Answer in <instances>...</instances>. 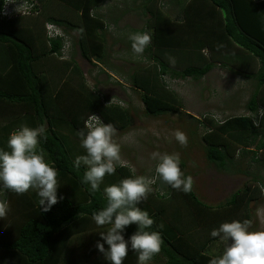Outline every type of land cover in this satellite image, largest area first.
<instances>
[{
  "label": "trees",
  "instance_id": "16d2710c",
  "mask_svg": "<svg viewBox=\"0 0 264 264\" xmlns=\"http://www.w3.org/2000/svg\"><path fill=\"white\" fill-rule=\"evenodd\" d=\"M34 1L29 15L6 19L0 13V147L22 123L43 125L46 136L40 146L58 170V203L44 212L31 190L5 192L11 210L0 219V264H109L95 247L107 226L97 227L92 214L106 206L105 187L143 175L121 163L93 193L81 183L85 167L74 163L84 154L78 133L86 130L91 115L117 132L131 123L128 107L103 99L75 61L79 55L101 73L100 65L108 66L107 29L94 15L104 0ZM173 7L182 14L179 22L165 12ZM138 8L147 17L140 31H150L152 42L142 56L145 64L134 68L128 82L141 94L144 112L153 117L182 114L180 98L166 77L198 81L221 68L255 82L244 115L221 120L185 115L203 129L205 159L218 171L243 172L238 169L243 160L264 170V0H141ZM46 24L59 27L66 38H48ZM180 167L190 176L184 160ZM257 173L217 205L201 200L193 184L183 192L157 180L140 205L163 241L150 263L209 264L221 255L224 244L210 232L233 220L252 222L251 205L262 197ZM154 175L155 166L148 177ZM135 230L136 225L128 226L125 239ZM123 264H137V254L130 251Z\"/></svg>",
  "mask_w": 264,
  "mask_h": 264
},
{
  "label": "clouds",
  "instance_id": "9594fccd",
  "mask_svg": "<svg viewBox=\"0 0 264 264\" xmlns=\"http://www.w3.org/2000/svg\"><path fill=\"white\" fill-rule=\"evenodd\" d=\"M125 35L136 57H142L152 42V33L147 30L128 31ZM85 129L78 133L84 154L77 156L74 163L77 168L85 167L81 183L89 185L90 191L95 193L100 191L104 177L115 175L121 165V146L114 140L117 128L111 123L105 124L96 115L89 117ZM174 135L181 145H187L183 132L176 131ZM45 136L43 125L30 127L22 123L9 133L6 146L0 147V219L11 210L5 198L6 191L22 195L31 190L44 212L58 203V170L40 146ZM151 158L156 162L153 177H128L105 187L106 206L92 214L97 227L107 226L106 231L99 232L103 242L97 241L95 247L109 264H123L130 251L137 254V264H150L160 252L161 234L151 230L154 219L140 207L157 180L174 190L189 192L192 189V177L181 170L179 154L157 151ZM130 225H136V230L125 239V231ZM250 225L249 220H233L213 229L210 236L218 238L224 244V250L209 264H264V231H250Z\"/></svg>",
  "mask_w": 264,
  "mask_h": 264
},
{
  "label": "rangeland",
  "instance_id": "374dc122",
  "mask_svg": "<svg viewBox=\"0 0 264 264\" xmlns=\"http://www.w3.org/2000/svg\"><path fill=\"white\" fill-rule=\"evenodd\" d=\"M131 9L133 15H135V10L140 11L137 5L132 6ZM178 11L180 12V9ZM165 12L170 13L169 10ZM168 16L174 20L179 18L175 12ZM136 22V24H133L134 20L131 22V26L135 27L132 31H140L142 28L141 21ZM111 31L112 34L115 32L112 29L108 30L107 34L110 35ZM127 32L124 31L120 35L121 41H128L125 35ZM112 42L113 40L106 36L108 66L100 65L104 68V73L99 72L95 65L88 63L79 55L75 57V61L85 75L87 83L95 87L103 99L121 107H128L130 111L129 127L117 132L114 137V140L121 146L122 164L128 165L135 174L148 177L155 166V161L151 158L153 152L179 154L180 160L186 163V171L192 177L196 194L201 200L211 205L224 202L229 194L242 188L250 181V175L258 171L257 174L262 176V197L257 203L251 205L252 222L249 230L264 231V170H257L254 164L249 166L248 161L243 160L238 169L247 172L248 175L243 172L218 171L205 159L200 140L203 129L185 115L188 113L201 118V115L210 114L217 120L244 115L247 113L245 104L252 91L257 88L255 82L247 81L221 68H215L198 81L185 78L173 82L166 77L167 85L180 98L182 114L149 116L144 112L141 94L134 91L128 82V77L133 74L134 68L143 66L145 61L142 57L134 56L133 53H130L134 56L133 62L117 61L114 59V53L124 54L126 47H114ZM176 131H181L186 135L188 141L186 146L181 145L175 139Z\"/></svg>",
  "mask_w": 264,
  "mask_h": 264
},
{
  "label": "crops",
  "instance_id": "0c3cea01",
  "mask_svg": "<svg viewBox=\"0 0 264 264\" xmlns=\"http://www.w3.org/2000/svg\"><path fill=\"white\" fill-rule=\"evenodd\" d=\"M141 3V0H104V2L94 11V15L101 17L103 20L107 32L108 30H115V32L112 34V31L110 32V35L106 34V36H109L111 40H113V46L117 47H126V49L123 51L124 54L114 53V59L117 61H130L133 62L134 56H132L130 53L131 47L129 41H121L120 35L124 33V31H132L133 25L131 26V22L134 20L133 24H136L137 20L141 21V26H143L145 21V16L142 14L141 11L135 10V15H133L132 12V6L137 5L139 6ZM171 9V10H170ZM166 8V10H169L170 13L175 12L177 16H179L180 12L178 11V7L173 8ZM169 13V14H170ZM174 17V16H173ZM175 22H178L181 20V14L179 18L176 20L172 19ZM112 34V36H111ZM119 50V48H118ZM130 51V52H129ZM129 52V53H127ZM77 56V55H76ZM75 56V57H76ZM234 75V73H231ZM236 75V74H235ZM238 76V75H237ZM170 79V78H169ZM173 82H177L178 79H171Z\"/></svg>",
  "mask_w": 264,
  "mask_h": 264
},
{
  "label": "built area",
  "instance_id": "2783aa9c",
  "mask_svg": "<svg viewBox=\"0 0 264 264\" xmlns=\"http://www.w3.org/2000/svg\"><path fill=\"white\" fill-rule=\"evenodd\" d=\"M36 4L37 3L34 0H4L0 13L1 16L6 19H11V17L20 15H29L35 8ZM46 32L48 38H66V35L62 30L53 24H46Z\"/></svg>",
  "mask_w": 264,
  "mask_h": 264
}]
</instances>
